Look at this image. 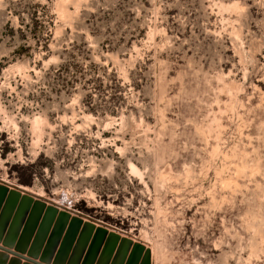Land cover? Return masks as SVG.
<instances>
[{
	"label": "rangeland",
	"instance_id": "rangeland-1",
	"mask_svg": "<svg viewBox=\"0 0 264 264\" xmlns=\"http://www.w3.org/2000/svg\"><path fill=\"white\" fill-rule=\"evenodd\" d=\"M0 187V264H264V0H0Z\"/></svg>",
	"mask_w": 264,
	"mask_h": 264
},
{
	"label": "water",
	"instance_id": "water-1",
	"mask_svg": "<svg viewBox=\"0 0 264 264\" xmlns=\"http://www.w3.org/2000/svg\"><path fill=\"white\" fill-rule=\"evenodd\" d=\"M5 190H6L5 188L0 187V202L2 201V197H3V195H4ZM35 205H38V203H35ZM48 211H49V217L52 216V214H54V212H53L54 210H53L52 208H51V209L49 208ZM74 221H75L76 223H78V224L81 223V219H79V218H75ZM41 229H43V231L41 230L40 235L44 237V236L47 234V230H48V221H46V222L41 226Z\"/></svg>",
	"mask_w": 264,
	"mask_h": 264
},
{
	"label": "bare ground",
	"instance_id": "bare-ground-1",
	"mask_svg": "<svg viewBox=\"0 0 264 264\" xmlns=\"http://www.w3.org/2000/svg\"><path fill=\"white\" fill-rule=\"evenodd\" d=\"M19 188H21L23 191H30L28 190L29 188H26L25 186H18Z\"/></svg>",
	"mask_w": 264,
	"mask_h": 264
},
{
	"label": "trees",
	"instance_id": "trees-1",
	"mask_svg": "<svg viewBox=\"0 0 264 264\" xmlns=\"http://www.w3.org/2000/svg\"><path fill=\"white\" fill-rule=\"evenodd\" d=\"M65 68H66V65H62V66H61V69H65ZM67 84H70V83L67 82L66 85H67Z\"/></svg>",
	"mask_w": 264,
	"mask_h": 264
}]
</instances>
